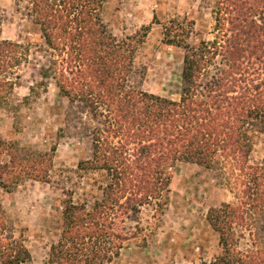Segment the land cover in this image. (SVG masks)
<instances>
[{"label":"trees","instance_id":"16d2710c","mask_svg":"<svg viewBox=\"0 0 264 264\" xmlns=\"http://www.w3.org/2000/svg\"><path fill=\"white\" fill-rule=\"evenodd\" d=\"M29 1L28 15L51 53L42 77L55 79L60 95L97 122L91 157L78 169L102 178L101 197L92 204L62 200L61 235L46 264L113 262L129 239L121 224L160 199L178 163L228 168L230 180L244 187L238 204L210 209L208 220L223 251L211 264H246L248 256L234 257L242 254L227 230L242 205L264 211V165L249 164L254 140L264 135V0H216L213 41L192 45V26L178 20L165 25L163 43L184 51L179 100L129 85L151 25L120 40L102 18L106 0ZM29 52L0 36V108L9 106ZM56 151V145L39 152L1 140L0 187L12 193L26 179L46 182ZM31 259L0 203V264Z\"/></svg>","mask_w":264,"mask_h":264},{"label":"rangeland","instance_id":"374dc122","mask_svg":"<svg viewBox=\"0 0 264 264\" xmlns=\"http://www.w3.org/2000/svg\"><path fill=\"white\" fill-rule=\"evenodd\" d=\"M216 0H106L102 18L118 39H126L151 25L145 43L137 49L132 88L179 100L182 92L184 51L163 43L164 27L172 20L192 26L189 42L216 38ZM29 0H0V36L29 47L28 62L9 106L0 108V141L17 142L39 152L53 146L52 168L46 182L23 181L12 193L0 187V203L15 237L21 238L32 255L26 264H46L51 246L62 229V200L92 204L101 197L98 174L78 169L92 154L90 133L97 126L81 104H70L60 95L53 78L42 70L51 60L39 28L28 15ZM36 93L32 94L31 89ZM33 95V96H32ZM29 97V101L25 99ZM250 165H264V135L254 140ZM228 168L205 169L178 163L171 171L170 186L160 199L150 200L121 226L128 240L119 257L107 264H211L221 256L219 234L209 222L212 208L239 203L240 188ZM228 218V234L246 264H264V211L242 205ZM243 212V213H242ZM243 217V218H241ZM251 257V261H249Z\"/></svg>","mask_w":264,"mask_h":264}]
</instances>
